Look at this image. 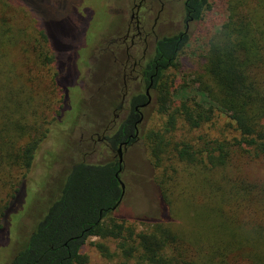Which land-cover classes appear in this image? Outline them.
Instances as JSON below:
<instances>
[{
	"label": "trees",
	"instance_id": "trees-1",
	"mask_svg": "<svg viewBox=\"0 0 264 264\" xmlns=\"http://www.w3.org/2000/svg\"><path fill=\"white\" fill-rule=\"evenodd\" d=\"M6 1L12 5L10 0L0 1L1 242L8 231L6 215L17 204L13 202L21 195L23 179L37 165H48L49 151L62 146L52 127L68 95L57 69L38 77L42 68L55 65L45 30L18 7L30 27L16 26L11 12L2 9H13ZM207 9V1L199 0L194 19L200 20ZM226 14L207 43L203 73L191 81L197 85L194 97L180 87L178 106L165 72L174 67L185 45L176 48L172 40H165L171 44L160 53L163 67L155 88L164 123L150 147L162 206L159 218L131 223L112 217V209L124 196L115 178L118 165L76 164L12 264H88L80 251L90 238L112 242L121 259L137 264H264V183L243 176L236 166L264 159V0H227ZM11 51L17 63L21 60V68L12 63V56L9 62ZM41 81L47 84L40 85ZM44 87L57 96L43 95ZM220 117L228 120L232 140L202 135L199 149L173 142L169 150L174 156L162 160L170 143L165 135L180 126L201 131ZM178 163L186 167L176 180ZM169 187L187 189L181 194L186 227L183 220L181 226L175 225ZM136 222L144 228L138 230ZM94 246L104 258H111L106 246Z\"/></svg>",
	"mask_w": 264,
	"mask_h": 264
},
{
	"label": "rangeland",
	"instance_id": "rangeland-1",
	"mask_svg": "<svg viewBox=\"0 0 264 264\" xmlns=\"http://www.w3.org/2000/svg\"><path fill=\"white\" fill-rule=\"evenodd\" d=\"M4 1V0H0ZM6 1L13 9L10 17L18 27H30L28 19L23 15L33 17L45 30L50 41L51 51L55 55V65L41 69L38 77H45L47 73L59 72L62 82L67 85V100L61 117L53 129L57 132L56 138L62 144L55 152L49 151V163L45 167L37 165L29 176L23 179L21 195L13 202H17L6 215L7 236L0 241V264H12L15 256L24 251L29 236L35 226L44 218L50 206L58 199L69 168L74 164L100 165L108 161H115L113 155H107L100 148L90 155L88 146L80 142L83 130L92 131L96 127L97 100L102 96L104 88L101 82L102 57L99 51L103 48L107 34L113 33L110 24L115 21L121 9L122 0H10ZM128 1V0H127ZM208 9L203 13L198 24L191 27L189 40L179 52L174 67L165 72L168 82L172 84L171 92L174 105L178 106L180 87L187 88V95L194 97L197 85L191 81L196 75L203 73L205 65L204 55L207 43L216 34L226 21L227 0H206ZM128 3H130L128 1ZM1 7V6H0ZM21 8L24 13L16 8ZM8 14V13H7ZM37 28V24L34 25ZM16 53L10 52L9 62L17 63ZM15 59V62H13ZM4 63V59L1 61ZM56 66V67H55ZM39 67H41L39 65ZM21 68V67H20ZM46 69V70H45ZM50 77V76H49ZM40 81L41 78H38ZM47 84L41 81L39 84ZM50 94H52L50 87ZM178 90L176 93L175 91ZM43 95L54 98L46 87ZM28 94V93H27ZM183 94V93H182ZM96 95V97H95ZM94 97V99H93ZM49 115L48 119H50ZM109 118L112 115L109 114ZM164 117L158 112L157 103L143 112V121L139 129V141L128 149L124 156L123 170L119 176L125 187L124 196L118 208L111 214L117 219L156 220L161 213V202L155 184V159L151 153V143L156 144L155 134L163 130ZM228 126L225 117L217 118L213 126H206L201 131L189 130L185 126L178 127L174 132L165 135L169 146L161 156L168 161L174 156L169 149L172 143H187L194 149H199V136L206 139H231L235 136ZM84 131V132H85ZM83 132V133H84ZM151 137L149 139L148 137ZM88 133L85 132L83 140ZM48 148V147H47ZM160 157V156H159ZM237 171L250 180L264 183V159L251 163L240 161ZM184 163H178L174 176L176 180L183 175ZM18 181L16 186L19 185ZM21 183V182H20ZM172 212L175 225L187 226V209L181 203V194L187 189H171ZM12 204V205H13ZM188 215V214H187ZM135 222V221H134ZM138 230L144 228L135 223ZM2 237V236H1ZM2 240V239H1ZM5 243V244H3ZM103 244L111 254V258H104L94 246ZM81 255L88 258V264H137L135 261H125L119 257L115 245L110 241L90 238L86 241Z\"/></svg>",
	"mask_w": 264,
	"mask_h": 264
},
{
	"label": "flooded vegetation",
	"instance_id": "flooded-vegetation-1",
	"mask_svg": "<svg viewBox=\"0 0 264 264\" xmlns=\"http://www.w3.org/2000/svg\"><path fill=\"white\" fill-rule=\"evenodd\" d=\"M128 1L122 0L118 17L110 24L113 33L107 34L99 51L104 90L96 104V127L80 135L90 155L100 148L116 158L106 163L118 165V181L124 156L139 141L143 112L156 102V81L163 67L160 53L171 44L165 40H172L176 48L186 45L191 27L199 22L194 19L199 0Z\"/></svg>",
	"mask_w": 264,
	"mask_h": 264
},
{
	"label": "water",
	"instance_id": "water-1",
	"mask_svg": "<svg viewBox=\"0 0 264 264\" xmlns=\"http://www.w3.org/2000/svg\"><path fill=\"white\" fill-rule=\"evenodd\" d=\"M121 163L122 162L120 161V164ZM119 172H121V170H119ZM119 184H120V187H121V190H122V196H123L124 195V191H125V187H124L123 183L120 180H119ZM119 204H120V201L117 203V205L115 206V208L112 209V211H114Z\"/></svg>",
	"mask_w": 264,
	"mask_h": 264
}]
</instances>
